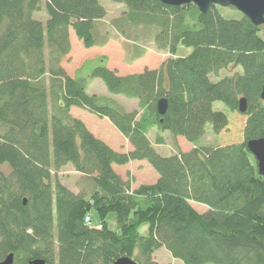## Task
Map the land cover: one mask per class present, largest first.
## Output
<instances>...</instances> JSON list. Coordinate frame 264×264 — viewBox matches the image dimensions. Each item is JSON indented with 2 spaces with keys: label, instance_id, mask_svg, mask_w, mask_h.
Returning a JSON list of instances; mask_svg holds the SVG:
<instances>
[{
  "label": "trees",
  "instance_id": "16d2710c",
  "mask_svg": "<svg viewBox=\"0 0 264 264\" xmlns=\"http://www.w3.org/2000/svg\"><path fill=\"white\" fill-rule=\"evenodd\" d=\"M109 1L126 9L112 30L134 44L131 62L146 53L141 40L174 57L180 47L193 52L126 77L104 56L71 77L62 66L71 30L86 49L109 43L110 33L98 31L107 16L100 0H0V168L11 170L0 171V262L21 253L47 264H114L124 256L159 264L154 255L166 249L184 264H264V177L248 151L249 141L264 138L261 27L246 16L228 20L214 5L202 13L194 4ZM42 11L46 21L35 17ZM229 65L244 73L212 80ZM95 79L111 95L137 100L138 110L89 95ZM163 98L169 108L159 116ZM217 102L243 116L238 140L222 138L231 123L214 110ZM74 108L108 119L133 150L96 138L72 117ZM209 125L221 140L215 147L204 144ZM153 129L178 151L159 154L148 138ZM179 138L193 149L182 152ZM142 161L156 171L154 185L134 189L114 170ZM68 165L90 178L89 191L75 194L56 180Z\"/></svg>",
  "mask_w": 264,
  "mask_h": 264
},
{
  "label": "rangeland",
  "instance_id": "374dc122",
  "mask_svg": "<svg viewBox=\"0 0 264 264\" xmlns=\"http://www.w3.org/2000/svg\"><path fill=\"white\" fill-rule=\"evenodd\" d=\"M44 2L47 0H43ZM101 6L107 10V16L98 23V31L100 34L110 33L108 39V44L103 47H94L93 49H86L84 44L81 43L75 33L71 30V53L64 62L62 66L65 67L68 74L71 76L75 71L80 69L83 66V63L86 61H92L97 58L107 57L108 59V68L118 74L119 76L126 77L127 75H138L148 69H159V67L167 60L172 58L186 57L190 56L193 52V49H188L185 47H180L177 56H171L170 53L157 50L153 43H145L144 40H141L138 44L139 47L144 49L146 53L143 57L138 58L136 61L131 62L130 60L133 57V47L130 41L124 39L117 31L112 30V24L115 19L120 18L124 11L125 7L115 3H111L109 0H100ZM219 7V6H217ZM221 15H223L228 20H241L244 14H241L235 8H223L219 7ZM36 19L42 21L47 20V14L45 11L39 12L36 16ZM259 37L264 40V26L260 28L258 33ZM231 65V63H229ZM228 66L220 69L219 72L212 76L213 81H219L225 77L233 78L236 74L242 75L244 69L239 67ZM90 90L88 92L91 96H98L101 98H109L113 100L116 104L122 106L128 113L138 110V101L134 99H127L121 95H111L106 86L99 79H95L90 85ZM216 111H221L228 114L230 120V135L223 134L222 138L225 141L228 140H238L240 137L239 130L243 127V120H240L243 117L241 114H233L225 108L222 103H215ZM72 117H78L91 131L96 133L102 140H105L107 143H110L113 148L117 151L124 150L127 151L130 149L129 143L121 136L120 133L112 126V124L105 119H99L91 116L87 111L81 109H74L72 112ZM208 134L205 138L204 144L215 147L221 143L220 138H216L211 132V125L208 126ZM156 136H161L165 139L163 146H157ZM151 142L159 150V154L162 156L173 155L178 151L175 147L174 140L169 137L167 133L161 132L158 129H154L149 134ZM234 142V141H233ZM237 143V142H236ZM177 145L179 149L184 152L190 148H193L190 144L187 143L185 139L179 138L177 140ZM0 171L5 172L6 174L10 173V168L8 166H3L0 168ZM116 172L120 177L125 181L130 180L133 182L134 189H138L143 185H154L157 181V173L153 170L146 161L142 162H131L128 165L121 166L116 168ZM59 182L68 187L72 192L78 194L80 191H89L93 185L90 178H85L81 173H76L74 168L71 165L66 166L62 169L58 175L57 179ZM193 207L196 211L200 213L206 212L207 208L200 204H193ZM90 216H94L92 212ZM147 226L143 227L140 231L142 235H145ZM156 262L159 264H184L181 259H176L172 256L171 252H167L166 249H161L157 251L154 255ZM29 257L24 254H18L15 257V264H28Z\"/></svg>",
  "mask_w": 264,
  "mask_h": 264
},
{
  "label": "water",
  "instance_id": "95a60500",
  "mask_svg": "<svg viewBox=\"0 0 264 264\" xmlns=\"http://www.w3.org/2000/svg\"><path fill=\"white\" fill-rule=\"evenodd\" d=\"M156 1V0H155ZM164 5L178 7L194 4L199 8L202 13H207L211 6H219L223 8H235L241 14H244L253 25L257 27L264 26V0H158ZM261 93V100L264 101V85ZM239 112L246 114L248 111V104L246 99L242 98L239 100ZM158 114L159 116H165L168 111V101L163 98L158 103ZM248 151L251 153L258 165V171L260 176L264 177V138L260 140H252L248 143ZM26 202V201H25ZM15 255H8L5 260L1 261L0 264H15ZM29 264H47L43 259L38 258L30 260ZM114 264H138L131 258L125 257L120 258Z\"/></svg>",
  "mask_w": 264,
  "mask_h": 264
},
{
  "label": "crops",
  "instance_id": "0c3cea01",
  "mask_svg": "<svg viewBox=\"0 0 264 264\" xmlns=\"http://www.w3.org/2000/svg\"><path fill=\"white\" fill-rule=\"evenodd\" d=\"M76 72V71H75ZM75 72L73 73V75L71 76L70 74H68L69 76H71V77H74V75H75ZM89 90H90V88H89ZM89 90H88V92H89ZM74 109H78V108H74ZM73 109V110H74ZM72 110V111H73ZM79 110V109H78ZM90 114V113H89ZM91 115V114H90ZM91 116H93V115H91ZM93 117H95V116H93ZM75 118H78V117H75ZM96 118V117H95ZM98 118V117H97ZM100 119V118H99ZM106 120V119H105ZM108 120V119H107ZM109 121V120H108ZM110 122V121H109ZM85 123V122H84ZM88 128V130H90L89 129V127H87ZM154 130V129H153ZM91 131V130H90ZM152 131V130H151ZM94 135H95V137L97 138H99L100 140H102L98 135H96V133H94L93 131H91ZM151 133V132H150ZM149 133V134H150ZM122 136V135H121ZM123 137V136H122ZM157 138H156V140L158 139V137H161V136H156ZM148 138H149V135H148ZM149 139H151V138H149ZM126 140V139H125ZM179 140V139H178ZM108 146H110L112 149H114L113 148V146L110 144V143H107L105 140H103ZM127 141V140H126ZM151 141V140H150ZM128 142V141H127ZM129 143V142H128ZM152 144H153V142H151ZM130 145V144H129ZM153 146H154V144H153ZM155 147V146H154ZM156 147H159L158 145L156 146ZM155 147V148H156ZM157 149V148H156ZM193 148H190V149H188V150H185V151H190V150H192ZM115 150V149H114ZM130 150H133L132 149V146L130 145V149L129 150H127V151H124V150H120V151H117V152H130ZM158 150V149H157ZM159 151V150H158ZM184 151V152H185ZM121 167V166H120ZM120 167H117V166H114V170H115V172H116V168H120ZM118 174V173H117ZM157 179H158V177H157ZM157 179H156V181H157ZM134 188V187H133ZM204 213V212H203Z\"/></svg>",
  "mask_w": 264,
  "mask_h": 264
},
{
  "label": "built area",
  "instance_id": "2783aa9c",
  "mask_svg": "<svg viewBox=\"0 0 264 264\" xmlns=\"http://www.w3.org/2000/svg\"><path fill=\"white\" fill-rule=\"evenodd\" d=\"M86 223H87L88 225L91 226V224H92V219H91V218H87V219H86Z\"/></svg>",
  "mask_w": 264,
  "mask_h": 264
},
{
  "label": "flooded vegetation",
  "instance_id": "af4514ba",
  "mask_svg": "<svg viewBox=\"0 0 264 264\" xmlns=\"http://www.w3.org/2000/svg\"><path fill=\"white\" fill-rule=\"evenodd\" d=\"M29 261H30V260H29ZM29 261H28V262H29ZM28 264H29V263H28Z\"/></svg>",
  "mask_w": 264,
  "mask_h": 264
}]
</instances>
